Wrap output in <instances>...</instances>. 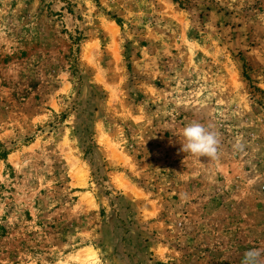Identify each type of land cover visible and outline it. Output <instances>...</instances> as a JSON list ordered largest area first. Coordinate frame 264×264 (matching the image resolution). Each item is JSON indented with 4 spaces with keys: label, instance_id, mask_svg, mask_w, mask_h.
Masks as SVG:
<instances>
[{
    "label": "rangeland",
    "instance_id": "1",
    "mask_svg": "<svg viewBox=\"0 0 264 264\" xmlns=\"http://www.w3.org/2000/svg\"><path fill=\"white\" fill-rule=\"evenodd\" d=\"M192 122L218 133V159L182 151ZM253 249L264 0H0V264H243Z\"/></svg>",
    "mask_w": 264,
    "mask_h": 264
},
{
    "label": "clouds",
    "instance_id": "2",
    "mask_svg": "<svg viewBox=\"0 0 264 264\" xmlns=\"http://www.w3.org/2000/svg\"><path fill=\"white\" fill-rule=\"evenodd\" d=\"M184 142L182 151L190 153L194 157H207L212 160L218 159L220 149V138L211 126H205L200 122H192L182 130ZM241 147V145H236ZM264 255L260 250H249L244 257L243 264H261V256Z\"/></svg>",
    "mask_w": 264,
    "mask_h": 264
},
{
    "label": "bare ground",
    "instance_id": "3",
    "mask_svg": "<svg viewBox=\"0 0 264 264\" xmlns=\"http://www.w3.org/2000/svg\"><path fill=\"white\" fill-rule=\"evenodd\" d=\"M80 176V175H79Z\"/></svg>",
    "mask_w": 264,
    "mask_h": 264
}]
</instances>
